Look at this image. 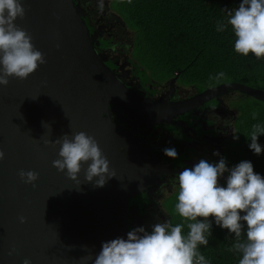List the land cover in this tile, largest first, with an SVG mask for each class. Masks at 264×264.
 I'll use <instances>...</instances> for the list:
<instances>
[{"label": "water", "instance_id": "95a60500", "mask_svg": "<svg viewBox=\"0 0 264 264\" xmlns=\"http://www.w3.org/2000/svg\"><path fill=\"white\" fill-rule=\"evenodd\" d=\"M22 3L25 17L15 23L32 36L46 63L26 79L9 77L8 85L0 86V150L5 153L0 161V264H22L24 258L31 264H92L80 258L91 253L94 259L102 242L126 239L133 202L152 184L147 181L150 153L136 137L135 123L163 122L193 101L229 91L264 102V91L223 83L183 102L150 104L133 95L104 63L77 0ZM116 110L133 130L122 127ZM80 131L97 141L109 174L115 175L103 187L94 186L96 177L84 182L87 164L78 175L79 186L66 170L52 166L60 146L44 141ZM20 170L38 173L35 187L20 179ZM12 247L16 251L8 256Z\"/></svg>", "mask_w": 264, "mask_h": 264}, {"label": "clouds", "instance_id": "9594fccd", "mask_svg": "<svg viewBox=\"0 0 264 264\" xmlns=\"http://www.w3.org/2000/svg\"><path fill=\"white\" fill-rule=\"evenodd\" d=\"M98 8L103 11V0H99ZM225 11L227 25L234 33L235 51L242 56L251 53L257 59L264 57V0H241L238 7ZM25 14L22 0H0V86H7L9 77L26 79L46 63L43 53L32 44V36L15 23ZM224 29L223 23L218 24L217 31ZM224 77L225 73L219 72L210 79L219 81ZM261 135H264V126L254 124L246 138L250 141L248 148L257 156L262 152V145L258 143ZM233 139L238 140L239 135L233 133ZM44 143L59 144L58 158L52 166L61 172L66 170L67 177L77 186L81 183L78 175L83 164H87L84 182H93L96 177L95 187H103L108 179L115 177L109 174V162L97 141L83 131L73 133L71 138L65 133L55 141ZM163 154L171 159L178 156L175 147L164 148ZM213 155L219 156L217 162L200 159L192 167H185L176 178L175 210L187 222L186 234L184 223L173 225L170 220L156 222L150 231L143 226L136 227L127 232L126 239L117 237L102 242L94 259L89 253L81 257V261L91 260L92 264H210L200 246H208L212 228L208 218L212 217L217 226L234 235L232 250L241 256L238 264H264V177L254 172L249 160L229 167L219 152ZM4 158L5 153L0 150V161ZM17 174L25 184L35 187L38 173L20 170ZM221 178L225 186L221 185ZM19 221L23 224L26 219L21 216ZM15 251L12 247L7 255ZM22 264H31V260L24 258Z\"/></svg>", "mask_w": 264, "mask_h": 264}, {"label": "trees", "instance_id": "16d2710c", "mask_svg": "<svg viewBox=\"0 0 264 264\" xmlns=\"http://www.w3.org/2000/svg\"><path fill=\"white\" fill-rule=\"evenodd\" d=\"M241 0H110V8L126 24L133 38V57L156 81L163 82L178 74L182 85L208 88L223 83H238L264 91V57L238 54L234 49L235 37L227 25V12L238 7ZM225 25L217 31L218 24ZM225 73L219 81L210 79ZM237 112L235 134L238 140L225 148L222 156L229 167L242 160L253 164L255 173L264 177V135L258 137L262 145L260 155L248 148L249 134L254 124L264 126V102L247 95H236L231 103ZM255 113V118L253 114ZM226 175V174H225ZM224 185V180L221 181ZM177 194L167 202L173 225L187 222L175 210ZM198 219H201L198 217ZM208 246H200L210 264H238L240 254L232 250L233 234L221 229L212 217ZM244 236L242 234L241 239Z\"/></svg>", "mask_w": 264, "mask_h": 264}, {"label": "flooded vegetation", "instance_id": "af4514ba", "mask_svg": "<svg viewBox=\"0 0 264 264\" xmlns=\"http://www.w3.org/2000/svg\"><path fill=\"white\" fill-rule=\"evenodd\" d=\"M99 0H78L82 15L93 29L92 42L110 69L127 85L128 90L150 104H173L197 96L205 86L182 85L178 83V74L163 82L156 81L133 57V38L124 21L111 10L110 0H103L104 8H98ZM237 91H229L206 101H193L170 112L163 122L141 124L136 137L143 148L150 153L148 167L149 183L136 200L129 214L131 230L143 226L151 230L156 222L170 220L167 202L178 193L177 176L185 167H192L200 159L217 162L219 152L222 156L225 148L232 142L235 133L237 112L231 106ZM114 109V105H111ZM117 107V106H116ZM118 108V107H117ZM117 112V110L115 111ZM122 120V127L133 130L126 116L114 113ZM175 147L178 156L175 159L165 157L163 149ZM152 154V155H151ZM153 156V158H151ZM224 178H221L223 181Z\"/></svg>", "mask_w": 264, "mask_h": 264}, {"label": "rangeland", "instance_id": "374dc122", "mask_svg": "<svg viewBox=\"0 0 264 264\" xmlns=\"http://www.w3.org/2000/svg\"><path fill=\"white\" fill-rule=\"evenodd\" d=\"M172 197H170V199H171Z\"/></svg>", "mask_w": 264, "mask_h": 264}]
</instances>
